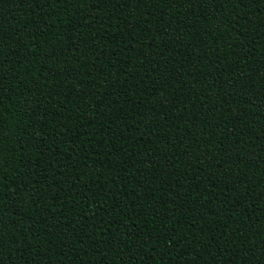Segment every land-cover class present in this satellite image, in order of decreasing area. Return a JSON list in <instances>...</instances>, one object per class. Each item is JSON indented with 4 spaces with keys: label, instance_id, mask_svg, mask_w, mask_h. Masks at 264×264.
Wrapping results in <instances>:
<instances>
[{
    "label": "trees",
    "instance_id": "obj_1",
    "mask_svg": "<svg viewBox=\"0 0 264 264\" xmlns=\"http://www.w3.org/2000/svg\"><path fill=\"white\" fill-rule=\"evenodd\" d=\"M0 264H264V0H0Z\"/></svg>",
    "mask_w": 264,
    "mask_h": 264
}]
</instances>
